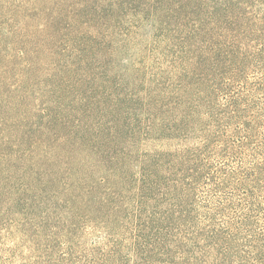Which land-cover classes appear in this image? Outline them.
<instances>
[{"label":"trees","instance_id":"1","mask_svg":"<svg viewBox=\"0 0 264 264\" xmlns=\"http://www.w3.org/2000/svg\"><path fill=\"white\" fill-rule=\"evenodd\" d=\"M0 198L21 264H264V0H0Z\"/></svg>","mask_w":264,"mask_h":264},{"label":"rangeland","instance_id":"2","mask_svg":"<svg viewBox=\"0 0 264 264\" xmlns=\"http://www.w3.org/2000/svg\"><path fill=\"white\" fill-rule=\"evenodd\" d=\"M94 1L95 0H91V2ZM260 10H262V7L256 5L255 12H259ZM120 17L122 16L120 15ZM125 28L126 27H122L123 30ZM150 30H152V28L145 23L142 25L141 31L136 32V35L133 34L128 38H116L117 40L113 42V45L119 48L118 59L122 64H126V60L130 58H135L136 52L141 55V49L143 48V59H145L150 66V60L146 58L148 53L144 50L145 42L150 37V33H148ZM32 78L33 81L29 82V93L23 106V111L26 112H28V109L34 104H41L43 101V99L40 98V94L42 93V85L39 84L40 74L38 73ZM139 78L141 79L144 77L140 75ZM160 146L161 148H165L167 144L162 143ZM20 218L22 219V217ZM15 220L16 218L13 212L7 205L6 198H0V264H21L22 260L33 259L32 251L28 250V247H26L27 243L20 242L17 239L18 235L14 228L18 226L19 223Z\"/></svg>","mask_w":264,"mask_h":264}]
</instances>
